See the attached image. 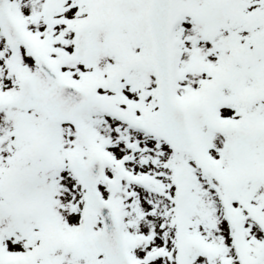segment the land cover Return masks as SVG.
I'll list each match as a JSON object with an SVG mask.
<instances>
[{"label": "snow or ice", "instance_id": "obj_1", "mask_svg": "<svg viewBox=\"0 0 264 264\" xmlns=\"http://www.w3.org/2000/svg\"><path fill=\"white\" fill-rule=\"evenodd\" d=\"M0 264H264V0H0Z\"/></svg>", "mask_w": 264, "mask_h": 264}]
</instances>
